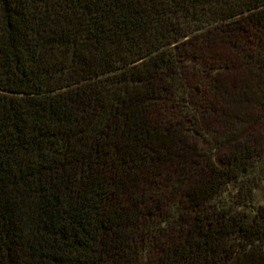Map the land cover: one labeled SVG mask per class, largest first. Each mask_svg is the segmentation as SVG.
<instances>
[{"label": "trees", "instance_id": "16d2710c", "mask_svg": "<svg viewBox=\"0 0 264 264\" xmlns=\"http://www.w3.org/2000/svg\"><path fill=\"white\" fill-rule=\"evenodd\" d=\"M263 176L264 0H0V264H264Z\"/></svg>", "mask_w": 264, "mask_h": 264}, {"label": "rangeland", "instance_id": "374dc122", "mask_svg": "<svg viewBox=\"0 0 264 264\" xmlns=\"http://www.w3.org/2000/svg\"><path fill=\"white\" fill-rule=\"evenodd\" d=\"M191 69L198 65V60L195 57H188L184 61ZM252 200L255 203H264V176L258 180L257 184L252 189Z\"/></svg>", "mask_w": 264, "mask_h": 264}]
</instances>
